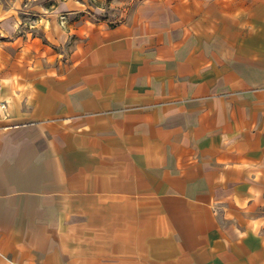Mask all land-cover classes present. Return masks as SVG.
Returning a JSON list of instances; mask_svg holds the SVG:
<instances>
[{"label": "crops", "instance_id": "0c3cea01", "mask_svg": "<svg viewBox=\"0 0 264 264\" xmlns=\"http://www.w3.org/2000/svg\"><path fill=\"white\" fill-rule=\"evenodd\" d=\"M94 1L0 17V264H264V0Z\"/></svg>", "mask_w": 264, "mask_h": 264}, {"label": "rangeland", "instance_id": "374dc122", "mask_svg": "<svg viewBox=\"0 0 264 264\" xmlns=\"http://www.w3.org/2000/svg\"><path fill=\"white\" fill-rule=\"evenodd\" d=\"M53 1L54 0H38V2H42L47 6ZM92 1L96 3V1ZM37 9L38 8L34 5V0H0V17H27L25 20L26 28H29L30 18L38 17L41 10ZM107 10L109 9L106 8L105 14L107 13ZM1 41L2 39L0 35V43Z\"/></svg>", "mask_w": 264, "mask_h": 264}]
</instances>
